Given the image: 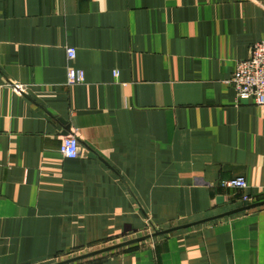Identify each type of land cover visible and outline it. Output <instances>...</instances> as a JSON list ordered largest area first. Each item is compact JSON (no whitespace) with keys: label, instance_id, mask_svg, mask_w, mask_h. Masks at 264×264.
<instances>
[{"label":"crops","instance_id":"1","mask_svg":"<svg viewBox=\"0 0 264 264\" xmlns=\"http://www.w3.org/2000/svg\"><path fill=\"white\" fill-rule=\"evenodd\" d=\"M261 41L264 0H0V264L264 201V107L227 84ZM73 264H264V206Z\"/></svg>","mask_w":264,"mask_h":264},{"label":"built area","instance_id":"2","mask_svg":"<svg viewBox=\"0 0 264 264\" xmlns=\"http://www.w3.org/2000/svg\"><path fill=\"white\" fill-rule=\"evenodd\" d=\"M68 60L75 57V50L66 49ZM84 82V72L69 68L67 71V85H79ZM235 92L236 102L250 100L258 107H264V41L255 43L250 49L247 59L238 61L235 70L227 82ZM13 91L23 95L25 87L12 85ZM60 153L68 159H75L80 152V146L76 135L69 133L60 138ZM225 188L245 190L248 186L244 178L238 177L225 181L221 185ZM242 201L250 204L252 199L243 196Z\"/></svg>","mask_w":264,"mask_h":264},{"label":"water","instance_id":"3","mask_svg":"<svg viewBox=\"0 0 264 264\" xmlns=\"http://www.w3.org/2000/svg\"><path fill=\"white\" fill-rule=\"evenodd\" d=\"M216 201L217 202H221V199L218 198ZM262 206H264V201L254 202V203L248 204L246 206H242V207L227 211L225 213H222V214H219V215H216V216H212V217L201 219V220H198V221H195V222H191V223H188V224H184V225L168 228V229H165V230H162V231H155V232H153L151 234H148V235H145V236H142V237H138V238H135V239H132V240H129V241L117 244V245L106 247V248L98 250V251H93V252L86 253V254H83V255H80V256H76V257H73V258H70V259H67V260H64V261H60V262L55 263V264H73V263H76L78 261H82V260H85L87 258H91V257L97 256V255H100V254H104V253H108V252H111V251H114V250L126 248V247H129L131 245L143 242V241L151 239V238H155V237H159V236H163V235H168L170 233H173V232H176V231H180V230H184V229H188V228L195 227V226H200V225H203V224H206V223L213 222L215 220H219V219H222V218H225V217H230V216H233V215H236V214H239V213H243L245 211H249V210H252V209H256V208H259V207H262Z\"/></svg>","mask_w":264,"mask_h":264},{"label":"rangeland","instance_id":"4","mask_svg":"<svg viewBox=\"0 0 264 264\" xmlns=\"http://www.w3.org/2000/svg\"><path fill=\"white\" fill-rule=\"evenodd\" d=\"M252 201H253V199H252ZM251 204V203H250ZM175 225V224H174ZM173 226V225H172ZM171 226V227H172ZM151 230V231H150ZM149 231V233H147V234H150V233H152V232H155V231H162V230H165V229H160V228H154V230L153 229H150ZM142 236H145L144 234H142L141 235V237ZM115 245H117V244H115ZM113 246V245H112ZM99 250V249H98ZM90 251H92V250H90ZM90 251H87V252H82V253H76V254H71V255H66V256H63V257H60L59 259H57L56 260V262L57 261H62V260H67L68 258L70 259V257H74V256H80L81 254L83 255V254H86V253H90ZM93 252V251H92Z\"/></svg>","mask_w":264,"mask_h":264}]
</instances>
